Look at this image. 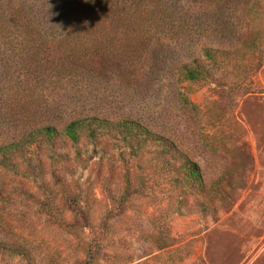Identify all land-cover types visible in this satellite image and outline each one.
<instances>
[{
  "label": "rangeland",
  "instance_id": "rangeland-1",
  "mask_svg": "<svg viewBox=\"0 0 264 264\" xmlns=\"http://www.w3.org/2000/svg\"><path fill=\"white\" fill-rule=\"evenodd\" d=\"M21 1L32 8L38 0ZM194 6L201 19L225 11L241 23V40L220 42L239 50L238 61L190 84L181 67L201 48L170 42L159 71L124 103L88 110L131 116L169 137L202 168L205 200L179 204L149 155L125 154L124 162L114 146L59 143L0 168V246L21 249L31 264H264V0ZM249 39L251 50L243 44ZM183 94L196 109L183 104ZM24 132L10 116L0 140ZM20 261L0 252V264H29Z\"/></svg>",
  "mask_w": 264,
  "mask_h": 264
},
{
  "label": "trees",
  "instance_id": "trees-1",
  "mask_svg": "<svg viewBox=\"0 0 264 264\" xmlns=\"http://www.w3.org/2000/svg\"><path fill=\"white\" fill-rule=\"evenodd\" d=\"M201 3L38 0L31 8L21 0H0V126L13 116L25 131L16 141L0 140V168L59 143L88 142L96 150L114 146L124 162L125 154L160 162L158 174L169 176L179 204L189 197L203 202L208 187L202 168L174 141L131 116L103 117L88 110L101 101L124 103L135 85L159 71L170 42L201 48L181 67L180 77L190 84L238 61L239 50L220 42L241 40V23H232L225 11L201 19L194 6ZM249 40L243 44L251 50L255 42ZM181 98L196 109L185 94ZM0 252L31 264L19 248L0 246Z\"/></svg>",
  "mask_w": 264,
  "mask_h": 264
}]
</instances>
